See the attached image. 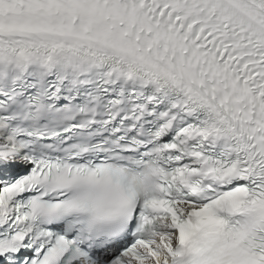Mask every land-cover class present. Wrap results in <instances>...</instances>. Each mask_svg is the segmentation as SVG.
I'll return each mask as SVG.
<instances>
[{
	"label": "snow or ice",
	"instance_id": "6c2138e0",
	"mask_svg": "<svg viewBox=\"0 0 264 264\" xmlns=\"http://www.w3.org/2000/svg\"><path fill=\"white\" fill-rule=\"evenodd\" d=\"M0 264H264V0H0Z\"/></svg>",
	"mask_w": 264,
	"mask_h": 264
}]
</instances>
